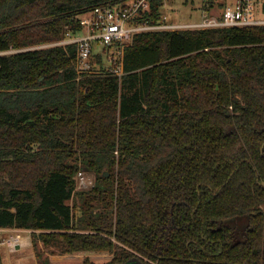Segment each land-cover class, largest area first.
I'll use <instances>...</instances> for the list:
<instances>
[{
    "label": "trees",
    "instance_id": "16d2710c",
    "mask_svg": "<svg viewBox=\"0 0 264 264\" xmlns=\"http://www.w3.org/2000/svg\"><path fill=\"white\" fill-rule=\"evenodd\" d=\"M129 1L0 0V228L104 264H264V23L139 31L120 76L78 73L65 25Z\"/></svg>",
    "mask_w": 264,
    "mask_h": 264
},
{
    "label": "built area",
    "instance_id": "2783aa9c",
    "mask_svg": "<svg viewBox=\"0 0 264 264\" xmlns=\"http://www.w3.org/2000/svg\"><path fill=\"white\" fill-rule=\"evenodd\" d=\"M149 7V0H130L127 4L96 5L86 13L80 14V29L73 30L65 25L64 36L59 43H75V67L78 73L108 72L120 76L124 48L128 46L136 32L156 29H179L188 27L210 28L231 27L264 23V18L257 16L256 0H235L226 5L222 14L208 13L203 9L200 21L194 23H166L164 19L157 23L139 22L135 17L140 16ZM111 48V57L105 67L98 68L92 64L97 47ZM90 174L77 172V189H86L93 182Z\"/></svg>",
    "mask_w": 264,
    "mask_h": 264
},
{
    "label": "rangeland",
    "instance_id": "374dc122",
    "mask_svg": "<svg viewBox=\"0 0 264 264\" xmlns=\"http://www.w3.org/2000/svg\"><path fill=\"white\" fill-rule=\"evenodd\" d=\"M256 1L257 8L255 11H258V15L264 18V0ZM203 3L204 0H163L161 6L162 19L166 23H194L200 21L203 16ZM111 55V48L98 46L93 59L96 61L99 58L101 67H105ZM83 172L90 174L93 177V182L94 174L84 170ZM75 178L77 182V174ZM24 239L28 241L26 244L23 243ZM18 243L19 245H17ZM35 246L36 248L33 246L30 230L15 228L14 230L1 232L0 264H39L35 254L36 250H39L43 256H48L50 261L58 264H82V261L86 258L94 263L104 264L111 258V254L106 252L86 251L58 254L53 247H45L41 241H38Z\"/></svg>",
    "mask_w": 264,
    "mask_h": 264
},
{
    "label": "crops",
    "instance_id": "0c3cea01",
    "mask_svg": "<svg viewBox=\"0 0 264 264\" xmlns=\"http://www.w3.org/2000/svg\"><path fill=\"white\" fill-rule=\"evenodd\" d=\"M235 0H218V2L215 3V6H213L212 8H210V10L208 11V13H211V14H215V15H218L220 13H222V10L224 8V6L228 5V4H231L233 3ZM218 4L221 6V7H218ZM223 6V7H222ZM257 16L258 17H261L258 15V11H257ZM263 18V17H261ZM15 228H0V233L1 232H4V231H10V230H14ZM18 229V228H16ZM27 239H24L23 240V243H27ZM19 245V243L17 244Z\"/></svg>",
    "mask_w": 264,
    "mask_h": 264
},
{
    "label": "water",
    "instance_id": "95a60500",
    "mask_svg": "<svg viewBox=\"0 0 264 264\" xmlns=\"http://www.w3.org/2000/svg\"><path fill=\"white\" fill-rule=\"evenodd\" d=\"M125 264H137V262H128V263H125Z\"/></svg>",
    "mask_w": 264,
    "mask_h": 264
}]
</instances>
